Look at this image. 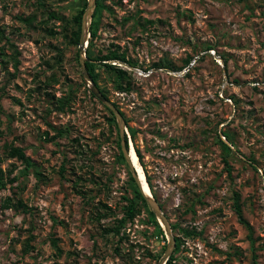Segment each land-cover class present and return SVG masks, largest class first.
I'll list each match as a JSON object with an SVG mask.
<instances>
[{"label":"rangeland","instance_id":"374dc122","mask_svg":"<svg viewBox=\"0 0 264 264\" xmlns=\"http://www.w3.org/2000/svg\"><path fill=\"white\" fill-rule=\"evenodd\" d=\"M104 3L90 49L118 44L137 65L118 63L132 77L118 91L97 63L98 87L123 113L171 222L172 264H264V0ZM87 7L0 0V264H157L169 245L149 203L126 216L133 173L75 40Z\"/></svg>","mask_w":264,"mask_h":264},{"label":"trees","instance_id":"16d2710c","mask_svg":"<svg viewBox=\"0 0 264 264\" xmlns=\"http://www.w3.org/2000/svg\"><path fill=\"white\" fill-rule=\"evenodd\" d=\"M105 7V3L104 0H96V7L94 9L93 12V21L91 23V27H90V35H91V39L89 41V47L87 49V60L85 61V66L87 69L88 74L91 76V78L93 79V81L95 83L98 84V76L99 73L97 71L96 68V64L100 63L102 64L106 70L108 71V73H110V76H112L113 78V82H114V86L118 91H129L131 89L132 86V77H131V72L130 70L126 69L125 67H122L121 65H118V63H128L131 66H136L137 63L130 59L128 57L127 51L123 50L121 48L120 45L118 44H114L113 47L109 48L108 51L106 53H100V54H95L90 48L92 47L93 43H94V39L98 36V29H99V22H100V13L102 8ZM84 10L82 9L76 16H75V20L77 22V26L78 29L74 32L75 34V40L76 43H79L80 40V33H81V27H82V18H83V14H84ZM155 21L152 19H144V21L139 20L138 23L140 25L146 26L147 24H151L154 23ZM14 47V52L12 55V59L14 61V66L15 68H18V65L20 63V59H19V55H20V50L13 45ZM209 48H212L211 46ZM116 62V63H113ZM158 65V63L156 64ZM100 87V86H99ZM101 91L105 94V96L108 97L107 92L101 88ZM68 101L67 99H65L64 97H60L57 99V105L58 108L60 110H63L65 108V106L67 105ZM112 116V120L115 121V116L113 114V112L110 110ZM58 133L60 135H62L64 133L63 129H59ZM1 134V131H0ZM223 135H225L227 137L226 133H223ZM133 133H131V137L133 138ZM127 146H129V138L127 137ZM121 148V146H120ZM136 152L138 154L139 160L141 161L142 159V155L141 152L139 151V149L135 148ZM6 153L7 156L9 157H13V158H17L19 160H21L27 168H29L30 166L33 165V161L32 158L26 153V150L21 147V146H15L14 144H7L6 145ZM122 158H124V155L122 153ZM125 159V158H124ZM4 173L3 171L0 169V183L2 186L6 185V181H4ZM16 177H13L11 180V182L13 180H15ZM132 180L134 182L135 185V191H134V197L132 198H128V205L126 207V216L127 218H129L130 220H134V218L141 213V210L143 207L148 206V202L147 199L145 198V196L143 195V193L141 192L136 179L132 176ZM147 180L148 183L151 187L152 190V184L151 181L149 179V177L147 176ZM153 192V190H152ZM10 201L11 198L7 197L4 201L3 206L5 207H10ZM19 203L25 207L26 205L20 200ZM237 213L239 214V217L242 219V211L239 205H237ZM126 220L123 219V221ZM156 222L158 223L157 219L155 218ZM110 231L112 229H109ZM117 233L120 232L119 228L114 229ZM162 230V229H161ZM178 240V238H177ZM53 243L55 245H57V240L53 239ZM179 245V242H177V247ZM170 261H168L166 264H172V260L174 259V254H172L170 256Z\"/></svg>","mask_w":264,"mask_h":264},{"label":"water","instance_id":"95a60500","mask_svg":"<svg viewBox=\"0 0 264 264\" xmlns=\"http://www.w3.org/2000/svg\"><path fill=\"white\" fill-rule=\"evenodd\" d=\"M95 7H96V0H88V7L84 11V14H83V23H82V27H81L82 35H81V39H80V61H81L82 68L84 71V77L88 81L92 93L99 100H101L107 107H109L111 109V111L114 113V115L117 119L118 125H119V129H120L122 151H123V154L125 156L126 161L128 162V164L131 168V171L133 173V177L136 179V182H137L141 192L143 193V195L147 199V202L149 203V205L152 207V209L156 213L160 224L162 225L165 232L169 236V245H168L165 253L163 254V256L160 258V260L157 263V264H166L167 260L171 256V253H172L173 248L175 246V237L172 234L171 222H170L169 218L167 217L166 213L163 211L161 205L154 198L153 194L151 195V197H148L144 191L143 183H142L141 177L139 175V171H138L135 163L133 162V157L131 155V151L133 149V144H132L131 137L129 136L128 124H127V121H126L123 113L113 103V101H111L107 96H105V94L101 91V89L98 87V85L93 81L91 76L88 74L86 66H85V61L87 60L86 47L88 45V39L90 37V27H91L93 12H94ZM127 137L130 139L129 140V146H127ZM145 179H146V175H145ZM146 182H147V180H146Z\"/></svg>","mask_w":264,"mask_h":264},{"label":"bare ground","instance_id":"6f19581e","mask_svg":"<svg viewBox=\"0 0 264 264\" xmlns=\"http://www.w3.org/2000/svg\"><path fill=\"white\" fill-rule=\"evenodd\" d=\"M131 155L133 157V162L135 163V165H136V167H137V169L139 171V175H140L142 183H143L144 191H145V193H146V195L148 197H151V195L153 193L151 191L149 183H147L148 182L147 178L145 179V173L143 171V168H142L141 164L139 163V157H138V154H137L134 146H133V149L131 151ZM146 180H147V182H146Z\"/></svg>","mask_w":264,"mask_h":264}]
</instances>
